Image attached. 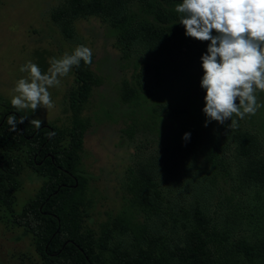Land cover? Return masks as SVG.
<instances>
[{
  "label": "rangeland",
  "instance_id": "1",
  "mask_svg": "<svg viewBox=\"0 0 264 264\" xmlns=\"http://www.w3.org/2000/svg\"><path fill=\"white\" fill-rule=\"evenodd\" d=\"M65 5L66 0H0V114L11 105L10 90L15 81L26 75L19 71L26 61L32 60L46 71L51 57L70 53L77 45L90 47L93 59L86 69L94 75L97 84L81 110V116L87 120L81 169L89 177L93 222H102L125 209L133 190L144 184L143 169L151 168L153 186L148 192L153 190L157 194L159 213L156 217L139 215L138 218L148 233L160 239L157 249L161 253L166 256L177 237L191 226L188 211L195 184V187L200 185V190L207 189V248L211 256H220L228 264H264V186L242 181L244 165L237 162L229 142L220 151L222 169L217 168L213 173L201 160H193L175 146L174 137L179 135L182 125L204 105V91L199 86L202 69L188 64L184 55L161 58L160 87L147 106L154 103L173 106L183 109L186 115L154 131L139 129L134 125L138 116L121 101L120 95L125 85L134 88L133 67L142 60L140 49L122 50L108 22L96 16L75 19L71 37L64 38L51 15ZM75 72L74 67L61 79L59 88L50 89L55 108L48 111L39 108L34 113L28 110V121L38 118L42 124L52 123L57 127L69 123L67 99L76 89ZM258 95L264 101V93ZM263 127L264 108L255 116L239 121V129L255 137L264 158ZM40 182V178L29 172L23 174L16 193L15 212ZM170 224H174L173 230ZM109 245L130 254L137 247L127 233H114ZM0 264H41L29 236L11 225L1 205Z\"/></svg>",
  "mask_w": 264,
  "mask_h": 264
},
{
  "label": "trees",
  "instance_id": "2",
  "mask_svg": "<svg viewBox=\"0 0 264 264\" xmlns=\"http://www.w3.org/2000/svg\"><path fill=\"white\" fill-rule=\"evenodd\" d=\"M179 2L181 0H66V5L51 15L64 38L71 37V24L75 19L96 16L108 22L122 50L140 49L142 60L133 67L134 88L125 85L120 96L133 115L138 116L134 125L146 131H154L186 115L183 109L173 106L161 107L157 103L147 106L160 87L161 58L184 55L188 64L201 69L200 56L206 42L184 36L179 16L174 11ZM86 67L81 62L76 68V89L67 99L70 111L67 125L57 127L45 123L36 128L26 119L17 125L16 132H10L7 116L23 115L11 105L0 114V205L11 225L29 236L41 264H228L220 256L213 258L207 248V189L200 190V185L192 186L194 199L188 211L190 228L177 237L166 256L157 249L160 239L148 233L138 218L139 215L156 217L159 213L157 194L153 190L148 192L153 186L151 168L143 169L144 184L139 190H133L125 209L102 222H93L94 201L89 177L81 169L87 127L81 110L97 80ZM203 106L196 109L174 137L177 150L193 160H201L213 173L217 168L222 169L220 151L229 142L237 162L244 165L242 181L264 186V158L255 137L239 127L229 129L230 120L225 125L213 121L204 127ZM185 132L191 133L188 142L181 139ZM25 172L37 176L41 182L15 212L16 193ZM170 225L173 230L174 224ZM114 233L129 234L137 244L135 252L130 254L110 246Z\"/></svg>",
  "mask_w": 264,
  "mask_h": 264
},
{
  "label": "clouds",
  "instance_id": "3",
  "mask_svg": "<svg viewBox=\"0 0 264 264\" xmlns=\"http://www.w3.org/2000/svg\"><path fill=\"white\" fill-rule=\"evenodd\" d=\"M184 36L205 43L200 56L202 76L199 86L204 91V127L215 121L234 130L239 121L255 116L264 108L259 93H264V0H181L174 6ZM177 24V23H176ZM93 51L86 45H77L70 53L51 57L46 71L33 62L19 67L26 73L15 81L10 90L11 107L17 113L7 116L10 132L28 119V110L55 108L50 89L59 88L61 79L67 77L81 62L91 65ZM238 101V103H237ZM29 123L41 127V120ZM190 132L181 139L188 142Z\"/></svg>",
  "mask_w": 264,
  "mask_h": 264
}]
</instances>
